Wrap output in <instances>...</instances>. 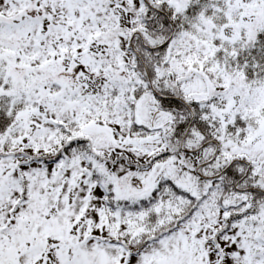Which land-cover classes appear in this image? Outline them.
Instances as JSON below:
<instances>
[{"label": "snow or ice", "instance_id": "snow-or-ice-1", "mask_svg": "<svg viewBox=\"0 0 264 264\" xmlns=\"http://www.w3.org/2000/svg\"><path fill=\"white\" fill-rule=\"evenodd\" d=\"M0 264H264V0H0Z\"/></svg>", "mask_w": 264, "mask_h": 264}]
</instances>
